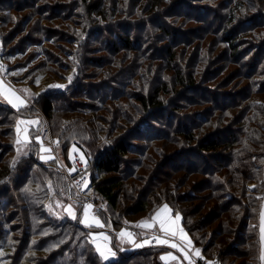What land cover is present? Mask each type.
Here are the masks:
<instances>
[{
  "label": "trees",
  "instance_id": "1",
  "mask_svg": "<svg viewBox=\"0 0 264 264\" xmlns=\"http://www.w3.org/2000/svg\"><path fill=\"white\" fill-rule=\"evenodd\" d=\"M140 2L146 9L152 7L155 11L164 5V0H0V24L10 25L7 30H0L2 61L10 50L18 52L26 48L18 45L14 37L20 33H27L24 40L32 47L40 45L43 48L45 41L56 43V47L57 41L81 46L75 53L80 68L68 85L51 86L39 92L33 106L25 110L17 111L0 100V110L8 113L0 119V201L5 200L3 204L8 213L15 211H10L12 205H8L12 200L6 204V196L10 192L13 197L20 196L24 176L45 178L46 171L55 173L36 160V153L30 150L35 145H30L26 155L18 154L17 150L16 126L19 120L41 114L50 135L61 143L65 152L73 145L83 152L89 166V187L97 196L95 200L111 209L115 228L150 220L167 205L175 214L181 215L193 247L201 250L206 258L216 259L219 264H262L258 220L263 198L253 193L261 192L264 196V72L259 70L260 60L264 58V41L263 44H253L254 39H249L246 32L264 25V0H251L253 7L259 6V12L253 14L249 11L250 4L246 8L248 1L243 4L246 9L233 7L228 12L229 20L225 15L227 11L209 10L211 16L214 14L209 29L220 30V40L224 44L221 55H217L220 58L218 64L225 65L221 72L230 66L229 78L216 87L206 85L207 67L202 72L200 85L197 78L191 73L185 75L183 68L175 63L180 55L184 61L183 55L171 54L173 46L170 43L175 45L177 39L187 43L188 38L207 28L197 26L190 31L174 33L166 24L162 29L174 37L164 45L163 39L167 42L168 38L162 33V40L157 45L152 44L150 50L153 49L156 55L162 53L164 59L167 53L171 54L167 60L169 70L173 72L171 80L154 81L142 93L135 90L133 83L123 82L121 87H113L111 95L106 94L99 84L95 86L98 90L95 92L92 86L95 83L88 80L101 78L102 74L108 78L106 70L110 67L105 57H101L97 64L95 58L109 53L116 60L124 49L138 52L141 41L136 39L142 42L145 39L140 33L143 14L140 12L137 18H132L135 15L132 8ZM189 2L191 0L187 4L181 1L190 9ZM70 4L83 10L82 18L87 23L92 20L87 27V42L79 40L77 44L76 39L62 35L66 20L78 17L74 12H66ZM201 12L206 14L208 10L204 8ZM186 14L185 17H192L195 12L186 11ZM221 17L225 20L223 23H220ZM104 33H107L106 37L100 38ZM58 34L60 40H57ZM178 35L181 36L176 38ZM147 37H153L152 32H147ZM94 42L100 44L99 47H94ZM47 50L42 56L46 52L53 54ZM54 56L57 59V54ZM122 58L118 60L120 64ZM133 58L130 68H134L138 61L137 55ZM4 63L8 67L6 61ZM119 68L116 63V69ZM232 80L241 82L236 93L227 90ZM11 82L19 84L15 80ZM90 88L93 90L89 91ZM95 94L99 97L95 98ZM176 95L182 97V101L190 95V104L169 101ZM105 100L112 105L102 108ZM131 101L137 107L136 111L130 109ZM185 107V111L195 109L192 112L194 117L189 118L188 113L175 124L179 111ZM140 114L145 118L137 120ZM64 184L69 187L67 181ZM251 184H255L252 192L248 187ZM44 187L47 189V185ZM25 197L27 205L20 204L22 208L34 202ZM20 205L14 203L13 207L16 209ZM99 216L103 217L101 213ZM9 217L12 222L6 224H13L17 219L12 214ZM27 219L25 215L24 223ZM57 221L67 236L74 235L63 243L64 247L69 246L65 252L70 250L71 254L82 256L81 264H89L92 258L97 264H129L127 259L130 264H163L160 257L167 248L155 246L134 252L119 251L117 259L105 263L96 253L86 228L67 218ZM254 221L256 225L252 224ZM7 229L11 234L18 231V228L12 231L8 225ZM2 232L0 248L3 249L1 243L7 240V236ZM59 239L62 238L57 236V241ZM23 249L21 247L17 253L25 254ZM153 250L155 253H150ZM14 251L12 246L8 256ZM140 256L142 260L135 261ZM2 258L5 260L0 264H8L7 257Z\"/></svg>",
  "mask_w": 264,
  "mask_h": 264
},
{
  "label": "rangeland",
  "instance_id": "2",
  "mask_svg": "<svg viewBox=\"0 0 264 264\" xmlns=\"http://www.w3.org/2000/svg\"><path fill=\"white\" fill-rule=\"evenodd\" d=\"M70 1V0H68ZM181 1L184 3H188L189 0H164V5L160 8V10L155 11L152 9V7L147 9L143 4L134 6L132 8V11L135 12V15L132 18H137L138 13L141 12L143 16L141 17V30L140 33H142L145 36V39H143L144 45L142 40L136 39V41L139 42L138 52H130L129 49H124L122 53L116 58L112 56L111 54H102L99 56V58H95L98 63L99 59L101 57H105L106 63L108 62V65L110 66L108 70H106V73H109V77L105 78V75L102 74L101 78L97 79H91L88 80L89 83H95L93 84V88L96 89V85L99 84L100 88L105 91L106 94L111 95L113 92V87L116 85L117 88L121 87L120 84L123 83H133L135 90L137 92L142 93L146 87H148L149 84L154 83V81H169L172 78V71L169 70L170 66L167 62V60H170L171 54L177 53L182 54L184 61L181 59V55L176 58L175 63H177L178 67L185 71V75L188 73H191L197 80L199 81V84L202 85V72L204 71L205 67L209 70V77H207L208 83L206 84L209 87H216L217 84H221L224 82L227 78H229L230 74V66L227 67V69L224 72H221V69L225 67V65L218 64L219 59L217 58V55H221V51L224 48L223 42L220 40L221 32L218 30L217 32L214 31V29H209V27L214 22V14L213 16L210 15L209 10H222L225 12V15H227V20H229V11L233 7L243 8L244 2L248 1L249 6L251 0H191L189 2L190 9L186 7L185 4H182ZM264 3V2H263ZM133 4L130 5V8ZM224 6V7H223ZM243 6V7H242ZM184 8V9H183ZM206 8L208 12L205 14L204 12H201ZM244 7V9H246ZM153 10V11H152ZM183 10V11H182ZM236 10V9H235ZM72 14L73 12L75 14H78V17L71 18L69 21L66 20L64 24L65 32L62 33V35H69L68 38H72L73 40H77V44H79L80 41H86V32L88 24L90 23V20L88 23L86 22V19L82 18V12L80 8L77 6L70 4L69 10ZM152 11V13H150ZM187 13H193L195 14L191 17L188 15V17H185ZM249 11L253 13L259 12V6L253 7V4H250ZM154 12V16H152ZM220 13V12H219ZM244 13V12H243ZM70 14V15H71ZM212 14V13H211ZM240 14V13H239ZM240 18V16H238ZM119 18H116L117 20ZM216 19V18H215ZM220 23H223V17H221L219 20H221ZM115 20H110L111 23L115 22ZM73 21V22H72ZM80 21V22H78ZM235 21H238L235 19ZM72 22V23H71ZM78 23V24H77ZM106 24H109L108 22ZM103 24V25H106ZM168 24L171 26L172 32H184V31H190L193 29V27L200 26L206 31L201 32L199 34L193 35L190 38H188L190 41L182 43L181 39L176 40V44L173 45V43H170L173 46V51L170 53H167L165 59L162 57V53L160 55H156L154 53V50H150L153 45H157L162 39L161 35L162 33H165L162 27H165V25ZM10 28L9 23L5 25V23L0 24V30H7ZM178 28L179 30H177ZM147 32H152L153 37L148 38ZM137 33V32H136ZM168 41H164L163 39L162 43L164 45L169 44V40L174 37V34L171 33H165ZM27 33H20L17 34L15 37L18 45H23L26 47L24 50H19L18 52L16 50H10L9 54L5 56V60L8 67H6L5 70L1 71H7L6 73H9V78L12 77L11 81L15 80L19 82L20 87L23 91H28L32 88V91L34 92V96H38L39 92L45 91L49 88H52L51 86L54 85H68L69 80L68 77L71 76L72 79L78 72L80 65H77L79 60L76 62V54L77 49H81L80 45L76 44H68L66 42L57 41V47L55 46L56 43L45 41L43 43V48L40 47V45H36L35 47L28 46V44L25 42V37ZM107 33H104L100 38L106 37ZM181 35H178L176 38H179ZM246 36L250 39H254L253 44L261 43L263 44L264 41V25L260 26L257 25L254 29H250L246 32ZM95 38H97V35H95ZM1 39V37H0ZM61 39V35H57V40ZM91 40H94L92 38ZM147 40L149 42H147ZM87 42V41H86ZM85 42V45H86ZM100 44L93 43L94 47H99ZM90 46V47H93ZM93 47V49H94ZM35 49L37 50L36 53ZM45 49H48L47 51H51L53 54H50L48 52L44 53L42 56V53L45 51ZM188 52L185 54V52ZM54 54H57V59L54 56ZM134 55L138 56V61L135 63L134 68H130L129 63H133ZM256 55V54H255ZM94 57L93 55L91 58ZM123 57V58H122ZM162 57V58H161ZM221 57V56H220ZM122 58V64L119 63V59ZM1 59V57H0ZM148 59H151L149 61ZM214 59V60H213ZM123 63V61H125ZM3 61V63H4ZM57 61V63H56ZM82 61V60H81ZM246 61V60H245ZM116 63L119 64L120 68L119 70L116 69ZM5 64V63H4ZM6 65V64H5ZM78 66V67H77ZM260 71L261 73L264 72V58L260 60ZM218 67V68H217ZM147 68L146 72L144 73L145 69ZM78 69V70H77ZM237 69V67L235 68ZM177 69H175L176 71ZM15 73V74H13ZM214 75V80L213 75ZM107 80L106 82H102L103 80ZM142 79V80H141ZM23 81H26L25 84H22ZM174 80L172 81L173 84ZM33 83V85H31ZM229 86H227V90H230L232 93H236L239 89V85L241 82H238L236 80H232L229 82ZM15 84V83H14ZM15 84V85H19ZM171 84V87L173 85ZM139 85V86H138ZM91 86V84H89ZM91 86V87H92ZM58 88V87H57ZM93 89L90 88L89 91H92ZM142 91V92H141ZM31 93L30 91H28ZM95 92H98L96 89ZM115 92V90H114ZM185 92V91H184ZM95 98H98L99 95L95 94ZM100 96H102L100 94ZM182 97H179L178 95L174 97H170L169 101H181L178 103H187L190 104V101L188 99H191L190 95H187L186 99L181 100ZM34 99H31V106H33ZM99 102V101H96ZM130 109L131 110H137V107L133 105V102H130ZM112 105V103H108V101H104L101 106L102 108L104 106ZM128 105V104H126ZM3 109V108H2ZM187 110L186 107L184 110H180L178 114V119L175 120V124L179 123L181 118H185L188 113H190L189 118H192L194 115L192 112L195 110L185 111ZM124 111V110H123ZM201 111V110H197ZM124 114V112H123ZM122 114V117H123ZM0 119L3 117L8 116V113L6 110L1 111L0 110ZM40 116V124L38 125L39 129L42 128V130H38L37 127L33 130V133L35 134L36 138L37 136L40 137L43 146L51 148V155L54 156V159L52 160H42L41 156H47L48 153H44L40 151L41 145L38 143V145L30 150H34V154L36 153V160L40 163H43L46 167H49L51 169L50 173L46 171L45 173H48L45 178H42L41 176L36 177L33 175L32 177L24 176L25 182H21V193L20 196H14L12 195V192L8 193L6 198V204L10 202V200L14 201L8 205L12 208L10 211L15 210L13 212H7L6 207L4 206L3 202L5 200H2L0 202V235L4 231L7 236V240L2 241L0 248L2 250L0 252V261L4 262L5 258H2V256L7 257V263L10 264L11 262L13 264H81L83 261V257L80 255L71 254V251L69 250L68 253L65 252V249H69V246L64 247L63 243L68 241L71 237H74V235L67 236L66 233H64L61 229L62 226H58L60 223L57 220H64L66 218L71 217L67 215V212L64 207H58L57 202H59L61 205H68L72 204L74 211L76 212V215L78 216V219L73 220L75 223H79L82 225L86 230L88 231V234L92 232L89 235V240H93V237L99 236V234L104 233L108 235L110 239V247L113 249L112 244V235L113 237L117 233V228H115V222L114 217L112 215L111 209L108 208L105 204H103L100 201H96V194L93 193L92 189L89 187L90 184V174L88 166L87 159L85 158L83 152L77 148L76 146H71L68 151H64L63 146L61 143H56L57 140H55L49 132L48 124L44 120L43 116L41 114H34L32 117H26L21 120H28V119H34L35 117ZM169 116V115H168ZM176 116V115H175ZM171 118V115L169 116ZM181 117V118H180ZM145 118V116L141 115L137 118ZM172 119V118H171ZM14 120V119H13ZM12 120V121H13ZM20 121V120H19ZM8 123H11L8 122ZM123 124H125V121H123ZM136 124V122H135ZM138 125V124H137ZM47 129L45 131V128ZM17 127V126H16ZM22 129V127L20 126ZM131 128V127H130ZM37 133V134H36ZM21 140L20 144H17V147L19 150L18 154L24 155L28 152V144H24L22 142V138H19ZM36 141V139H35ZM75 149V150H74ZM40 154V156H39ZM83 157V160L81 159ZM79 159V162L84 164L85 171L79 172V175H87V187L83 188L82 190H77L71 183L69 179V170L72 169L75 166V160ZM15 161V158H14ZM70 161V163H69ZM70 164V165H69ZM57 172L59 174H57ZM66 178H65V177ZM23 180V181H24ZM69 183V187H67L66 184H64L66 181ZM260 182V179L258 180V184ZM44 185H47V189L44 187ZM253 185V186H252ZM255 184L249 185L250 192L253 191ZM46 189V190H45ZM59 191H62V193H59ZM260 192V191H259ZM65 196H64V194ZM257 197H261L260 193H253ZM27 195V197H25ZM30 195L32 197H30ZM25 198H30L34 202L29 204L28 207L22 208L21 205H27L24 202ZM23 199V200H22ZM81 202V203H80ZM21 204L19 208H14L13 204ZM80 203V204H79ZM86 204H91L92 207V213H96L98 216L101 213L100 217L103 221V224L105 227L103 228H88L85 227L84 224H82L80 221L83 219V210L84 206ZM7 206V207H8ZM49 206H51V211L49 210ZM169 209L171 207L168 206ZM108 209V210H107ZM41 211L40 213H38ZM108 211V212H107ZM99 213V214H98ZM10 214L15 215L16 221L13 224H6L7 222H12L11 219H9ZM27 216V221L24 223V216ZM173 220H175V215L172 212L168 214ZM177 215V214H176ZM180 219L176 221V224L179 225L180 228L183 229V231L187 234V239L191 240L189 234L186 232V230L182 226V217L179 214ZM32 219V220H31ZM40 219V220H39ZM257 221V220H256ZM260 221L261 217L258 220V226L260 230ZM6 222V223H5ZM18 224V225H17ZM252 224H257V222H253ZM8 227L14 231L15 228H18L17 232H13V234L10 233V230L7 229ZM133 224H124L122 228L118 231V234L121 231H132L126 227V226H132ZM68 226V225H67ZM6 230V231H5ZM15 233V236H14ZM261 233V230H260ZM40 234L39 236H37ZM37 236V237H36ZM57 236L62 238L57 241ZM62 241V242H60ZM144 241V240H143ZM137 242V241H136ZM173 243H177L181 246H183L186 249H193V244L191 243V246L187 245V240L180 239L179 235L173 239ZM93 244V243H92ZM126 244L125 240L119 239L117 245ZM131 244V243H130ZM94 245V244H93ZM134 246L133 244H131ZM14 246L15 251L13 252L12 256H8L9 252L8 250ZM145 248L150 247L147 244H144ZM152 246V245H151ZM21 247H24L25 254L17 253ZM157 247V245H155ZM159 247V246H158ZM95 249V248H94ZM197 248L192 252L191 257L188 259V261L184 258V253L182 251H178L175 248H171L167 246V251L162 256H167L168 253H171L173 256L177 257V260H162L163 264H190L191 258L192 263L194 259H199V257L202 255L205 257L200 251V255L197 256L195 254ZM156 250L151 251L150 253H155ZM118 254V253H117ZM201 256V257H202ZM118 257V256H117ZM117 257L114 258L117 259ZM101 258V257H100ZM111 256L107 261L103 260V262H108L111 260ZM206 258V257H205ZM90 260V259H89ZM142 256L136 258L135 261H141ZM207 261L216 260L211 258H206ZM81 261V263H80ZM127 262L130 264L131 262L129 259H127ZM127 264L126 262H124ZM133 263V262H132ZM191 263V264H192ZM219 263V262H218ZM89 264H97V262L93 258L90 260ZM210 264V263H209Z\"/></svg>",
  "mask_w": 264,
  "mask_h": 264
},
{
  "label": "snow or ice",
  "instance_id": "3",
  "mask_svg": "<svg viewBox=\"0 0 264 264\" xmlns=\"http://www.w3.org/2000/svg\"><path fill=\"white\" fill-rule=\"evenodd\" d=\"M2 67V66H0ZM15 74V73H13ZM69 82H71L72 77H68ZM54 87H63L62 85H54ZM0 96H3L5 100L9 104L12 105L13 108L17 109V111L20 110L21 107H26L25 100L21 98V96L17 95L16 91L11 88V86H6L5 83L0 80ZM39 124V121L35 120H20L18 122L16 131L17 133L21 132L20 125H26L23 128V143L26 145L31 142V137L29 136V126ZM36 142L41 145L40 151L44 153H48L47 156H41L40 158L42 160H52L54 159V156L51 155V148L44 147L43 143L39 136L36 138ZM17 144L21 143L20 139H17ZM58 143V141H56ZM75 150V149H74ZM19 151V150H18ZM26 155V153H25ZM83 160V157H81ZM13 166H15V161H13ZM70 172L76 171L75 167L69 170ZM77 186H79V182H77ZM84 187H87V181L84 183ZM58 207H64L67 215L71 217L73 220L77 219L76 212L74 211L73 205H61L59 202H57ZM92 205L86 204L84 206L83 210V219L80 221L82 224H84L85 227L92 228L93 226L96 228H103L105 227L104 224L101 223V221L92 213ZM49 210L51 211V206H49ZM171 212V209L168 208L167 205H164L163 208L159 209L156 214L150 218V220H145L142 222H139L135 225L137 228L142 229H154L158 225V230L160 233H163V236L154 234L152 236V240H155L157 244L159 245H167L168 247L175 248L178 251H182L184 253V258L188 259V253L185 250V248L177 243L171 242L173 239H175L178 235L180 239L187 240V245L191 246V240L187 239V234L183 231L182 228L179 227L178 224H176V221L180 219L179 214L176 215L175 220H173L168 214ZM262 217V225H264V213L261 214ZM261 231L264 232V226H262ZM119 238L123 241L126 239L128 243L134 244L136 247H142L144 244L151 243L150 240H144L142 243H137L134 239V234L128 231H121L119 234ZM110 237L104 233L99 234V236L93 237L92 243L95 245V251L99 254V256L107 261L109 257H114L116 255V252L113 251V249L110 247ZM122 250V249H121ZM195 254L197 256L200 255L199 249H196ZM161 260H177V257L173 256L171 253H168L167 256H161ZM261 259H264V256L261 257ZM191 264V262H190Z\"/></svg>",
  "mask_w": 264,
  "mask_h": 264
},
{
  "label": "crops",
  "instance_id": "4",
  "mask_svg": "<svg viewBox=\"0 0 264 264\" xmlns=\"http://www.w3.org/2000/svg\"><path fill=\"white\" fill-rule=\"evenodd\" d=\"M0 47H1V39H0ZM1 49V48H0ZM7 71H1L0 70V80H2L4 83H5V85L6 86H11V88L12 89H14L15 91H16V93H17V95H19V96H21V98L22 99H24L25 100V103H26V107H21L20 108V110H25V109H28L29 107H31V99L33 98H35L36 96H34V92L32 91V88L30 89V90H28V91H30L31 93H29L28 91H23L22 89H21V87H20V85H15L13 82H11V80H10V78H9V73H6ZM0 100L2 101V102H4L5 104H7V105H9V106H11L12 107V105L11 104H9L8 102H7V100H5L4 99V97L3 96H0ZM13 108V107H12ZM15 109V108H14ZM15 110H17V109H15ZM40 116H38V117H35L34 119H28V120H35V121H39L40 120ZM41 122L39 121V124H40ZM39 124H36V125H31V126H29V136L31 137V142L30 143H28V148H30V145L32 144V145H35V147L38 145V143L35 141V134L33 133V130L37 127V129L38 130H42V128L41 129H39V127H38V125ZM18 125V124H17ZM21 127H22V129H21V132L20 133H17V131H16V133H17V139H19V138H22L23 139V128L26 126V125H20ZM17 128V127H16ZM44 128H45V126H44ZM47 129L45 128V131H46ZM37 134V133H36ZM22 142H23V140H22ZM27 154V153H26ZM39 156H40V154H39ZM48 161V160H47ZM253 186V185H252ZM261 197L263 198V207H262V213H264V196H262L261 195ZM81 203V202H80ZM79 203V204H80ZM161 208H163V207H161ZM160 208V209H161ZM173 212V211H172ZM261 213V214H262ZM100 221H101V223L103 224V221L101 220V218L94 212L93 213ZM156 214V213H155ZM154 214V215H155ZM173 214L176 216V214L173 212ZM67 219H70V218H67ZM77 219H78V216H77ZM71 220V219H70ZM73 221V220H72ZM182 224V223H181ZM135 225L136 224H134V225H132V226H126V227H128L131 231H132V233L134 234V239L137 241V243H142L143 242V240H150L151 241V243H149V244H147L148 246H155V245H157V247L159 246V247H163V248H167V245H159V244H157L156 243V241L155 240H152V236L154 235V234H156V235H160V236H163V233H160L159 232V230H158V225L156 226V228H154V229H142V228H137V227H135ZM260 230H261V228H262V226H264V225H262V217H261V221H260ZM183 226V225H182ZM124 227V226H123ZM122 228V227H121ZM120 228V229H121ZM184 228V227H183ZM120 229H118L117 230V233L115 234V236L113 237V235H112V244H113V251H115L116 252V255L114 256V257H112L111 258V260H109L108 262H110V261H113L114 260V258L115 257H117V253L119 252V251H122V252H134V251H137V250H140V249H143V248H145V246H142V247H136L134 244V246H132L130 243H128L127 241H126V239H125V241H126V244H122L121 246L120 245H117V243H118V241H119V235H118V231L120 230ZM187 232V231H186ZM91 233H94V232H92L91 231ZM90 233V234H91ZM91 241V240H90ZM173 241V240H172ZM171 241V242H172ZM191 243L193 244V242H192V240H191ZM93 245V244H92ZM93 247L95 248V245H93ZM193 247V246H192ZM122 249V250H121ZM185 250L187 251V253H188V257L190 258L191 257V254H192V252L195 250V248L193 247V249H186L185 248ZM97 253V252H96ZM98 254V253H97ZM99 255V254H98ZM262 256H264V232H262L261 231V257ZM188 258V259H189ZM188 259H186L187 261H188ZM192 259L193 258H191V263H192ZM262 260V264H264V259H261ZM108 262H105V263H108ZM189 262V261H188ZM193 264V263H192Z\"/></svg>",
  "mask_w": 264,
  "mask_h": 264
},
{
  "label": "built area",
  "instance_id": "5",
  "mask_svg": "<svg viewBox=\"0 0 264 264\" xmlns=\"http://www.w3.org/2000/svg\"><path fill=\"white\" fill-rule=\"evenodd\" d=\"M0 70H5L6 69V65L3 63L2 59H0ZM75 169L76 171L69 173V179L72 183V185L77 189V190H82L84 188V183L85 181H87V175H79V172H84L85 171V166L84 164L79 162V159L77 158L75 160ZM77 182H79V186H77ZM202 256V255H201ZM199 257V259H194L193 260V264H219L217 260H211V261H207L205 257Z\"/></svg>",
  "mask_w": 264,
  "mask_h": 264
}]
</instances>
